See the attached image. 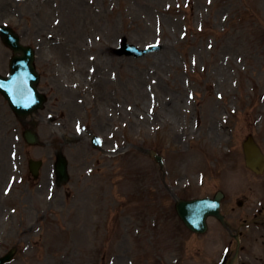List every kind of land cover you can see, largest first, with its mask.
<instances>
[{
    "label": "rangeland",
    "instance_id": "obj_1",
    "mask_svg": "<svg viewBox=\"0 0 264 264\" xmlns=\"http://www.w3.org/2000/svg\"><path fill=\"white\" fill-rule=\"evenodd\" d=\"M0 22L36 49L48 95L32 117L42 146L26 145L31 119L0 96V256L17 246L11 264H195L200 250L205 264L223 229L211 219L208 235L190 236L172 194L222 190L231 222L235 200L247 195V212L264 200V173L241 147L253 135L264 153V0H0ZM121 41L161 47L136 59L119 55ZM61 145L70 182L55 188ZM149 147L166 157L167 189ZM29 159L43 162L36 181Z\"/></svg>",
    "mask_w": 264,
    "mask_h": 264
},
{
    "label": "water",
    "instance_id": "obj_2",
    "mask_svg": "<svg viewBox=\"0 0 264 264\" xmlns=\"http://www.w3.org/2000/svg\"><path fill=\"white\" fill-rule=\"evenodd\" d=\"M23 83H24V85L26 87H28L26 85L25 81ZM18 91H20V89L17 90V91H13L16 95H12V94L10 95L11 101L14 102L17 107H24V109L26 107L28 109L32 105V102L29 100L31 95L29 97L27 95L24 96V97H21V96L17 95ZM39 100L41 101L42 99L39 98ZM33 140H34V136H31L30 141H33ZM245 153H246L247 163H248V165L250 167H252V169H255V165L254 164H258L260 167L263 166L264 159L262 158V156L260 155L258 149L254 145L248 143L245 146ZM59 169H60V171L58 173L61 176H64L65 175V171H66L64 162H62L60 164V168ZM204 214L203 213H199V211L196 208H193V211L191 213L182 212L181 216L185 220L186 224L189 227H191L192 229H195V230L202 231L204 229V225H203V222H202V217H204ZM214 214L217 215V212H215Z\"/></svg>",
    "mask_w": 264,
    "mask_h": 264
},
{
    "label": "flooded vegetation",
    "instance_id": "obj_3",
    "mask_svg": "<svg viewBox=\"0 0 264 264\" xmlns=\"http://www.w3.org/2000/svg\"><path fill=\"white\" fill-rule=\"evenodd\" d=\"M239 234L241 236V232ZM261 235L264 237V233H261ZM249 246L254 247V249L246 248L245 243L239 245L237 247L238 252L235 253L236 249L234 250V253L228 258L227 264H264V246L260 247L257 243H252ZM256 250H262V253H256Z\"/></svg>",
    "mask_w": 264,
    "mask_h": 264
},
{
    "label": "bare ground",
    "instance_id": "obj_4",
    "mask_svg": "<svg viewBox=\"0 0 264 264\" xmlns=\"http://www.w3.org/2000/svg\"><path fill=\"white\" fill-rule=\"evenodd\" d=\"M91 62H93L92 59H91ZM99 63H100L99 66L102 67V62H101V60H100ZM99 66H97V67H99ZM99 69H101V68L99 67ZM173 111H174V114L177 115V114L175 113V110H173ZM171 128H172V127H171ZM179 130H180V128H176V127H174V128L171 130V132H172V133H177Z\"/></svg>",
    "mask_w": 264,
    "mask_h": 264
}]
</instances>
